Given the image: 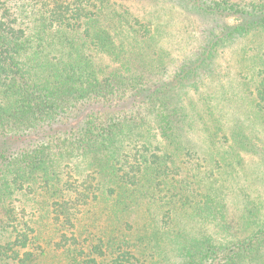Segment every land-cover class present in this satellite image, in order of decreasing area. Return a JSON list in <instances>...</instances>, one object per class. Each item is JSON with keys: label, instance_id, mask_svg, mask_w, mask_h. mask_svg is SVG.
<instances>
[{"label": "trees", "instance_id": "trees-1", "mask_svg": "<svg viewBox=\"0 0 264 264\" xmlns=\"http://www.w3.org/2000/svg\"><path fill=\"white\" fill-rule=\"evenodd\" d=\"M0 264H264V0H0Z\"/></svg>", "mask_w": 264, "mask_h": 264}, {"label": "rangeland", "instance_id": "rangeland-1", "mask_svg": "<svg viewBox=\"0 0 264 264\" xmlns=\"http://www.w3.org/2000/svg\"><path fill=\"white\" fill-rule=\"evenodd\" d=\"M195 32H199L200 30H202V27L199 26V24L196 26L195 25ZM243 45L242 42H239L237 44L232 45L230 48H228L225 52L224 55H221L219 57V71L221 73V81H223V83H225L226 85L228 84L233 85L234 88H239L237 87V81L236 80V76H235V68L238 65V60L240 59V49L241 46ZM230 162V161H229ZM228 162V163H229ZM258 160L253 159V158H246L244 160V163L242 164V168H241V173L245 174L246 176L250 178V176H253L254 171L253 170V164L257 163ZM235 167L236 170H234L235 172H237V167L238 164L235 163ZM231 171V169H230ZM233 171V170H232ZM255 177V176H254ZM255 190L257 191V185L256 187L254 186Z\"/></svg>", "mask_w": 264, "mask_h": 264}]
</instances>
